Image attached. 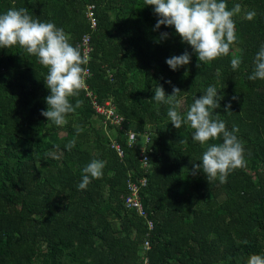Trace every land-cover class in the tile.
<instances>
[{"label":"trees","instance_id":"16d2710c","mask_svg":"<svg viewBox=\"0 0 264 264\" xmlns=\"http://www.w3.org/2000/svg\"><path fill=\"white\" fill-rule=\"evenodd\" d=\"M225 2L229 10L242 7L236 41L228 56L198 68L174 28L155 30L158 17L145 0H0V14L27 8L62 28L82 55L85 35L93 48L85 87L70 101L80 106L62 128L41 115L47 69L19 47L0 49V264H247L264 255V81L248 78L264 45V0ZM92 5L95 30L87 17ZM253 10L249 21L244 14ZM163 32L169 38L158 42ZM186 51L191 63L172 71L166 59ZM233 57L241 60L236 70ZM168 80L187 92L185 108L208 86L224 97L210 111L228 130L239 128L246 159L226 183L191 175L207 146L193 141L190 128L171 124L168 105L157 112L148 101L157 84L172 94ZM108 102L121 125L98 113L95 103ZM129 129L138 135L134 145ZM94 159L105 162L103 175L79 190ZM130 182L139 186L145 215L127 207Z\"/></svg>","mask_w":264,"mask_h":264},{"label":"clouds","instance_id":"9594fccd","mask_svg":"<svg viewBox=\"0 0 264 264\" xmlns=\"http://www.w3.org/2000/svg\"><path fill=\"white\" fill-rule=\"evenodd\" d=\"M146 7H152L158 17L155 30L162 26L174 28L182 42L191 46L198 58L197 67L201 62L211 63L220 57L228 56L232 45L237 38L235 17L242 12L239 3L229 10L225 0H145ZM255 11H247L244 16L251 21ZM169 38L167 32L160 34L158 42ZM19 47L29 56L37 58L38 63L47 74L44 82L50 95L45 97L47 110H42L48 123L62 128L68 123L67 116L74 113L80 106H75L71 98L78 96L84 86L88 63L86 55H82L79 46H73L70 36L52 22H42L33 18L27 8L12 7L0 14V49ZM172 71H177L191 63V54L187 51L182 55H173L166 59ZM241 60L238 57L231 59L233 70L239 68ZM219 74V69L217 70ZM187 75V73H186ZM249 80L264 81V45L254 58V69ZM172 85L170 80L166 81ZM154 96L149 102L155 101L156 111L161 104L168 105L167 117L171 124L180 129L186 126L192 130V139L200 145H206L201 156V163H192L191 175L202 173L209 184L218 180L226 183L230 172L246 166L245 147L238 138L239 128L233 126L228 130L226 123L218 118L213 119L212 111L221 107L220 97L215 86H208L199 98L185 108L182 92L172 85V94L165 92L163 86L157 84L153 88ZM233 96L232 100H237ZM232 104L225 106L226 113H232ZM131 138L136 135L131 129L127 132ZM222 140L221 143H209ZM180 143H186L181 140ZM75 146L71 141L66 147L69 150ZM58 151V150H57ZM49 156H56L50 152ZM105 162L92 160L83 169L82 182L79 190H86L92 179H99L103 175ZM247 264H264V255L253 254Z\"/></svg>","mask_w":264,"mask_h":264},{"label":"built area","instance_id":"2783aa9c","mask_svg":"<svg viewBox=\"0 0 264 264\" xmlns=\"http://www.w3.org/2000/svg\"><path fill=\"white\" fill-rule=\"evenodd\" d=\"M94 10H95V6L92 5L88 7V11H87V17L91 21V28L93 30L97 28V21L95 18ZM90 40H91L90 36L85 35L82 41L83 52H84V55H86L88 59L90 58L91 53L93 51ZM87 75H89V70H87ZM95 105H96L98 113L104 115L108 121H111L114 125L122 124L123 118L115 114V108L112 106L110 102H108L106 106L104 107L97 105V103H95ZM137 140H138L137 134L134 137H131V138L129 137V142L132 145H134L137 142ZM116 148L120 156H123L124 154L120 146L116 145ZM148 161H149L148 156L143 154L142 162L145 167L148 166ZM142 183L143 185H146V180H143ZM129 189H130L131 195L128 197L127 207L130 209L137 210L141 215H145V211H144L143 205L139 197V186L136 183L130 182ZM146 246L149 247V243H146ZM145 264H148V263H145Z\"/></svg>","mask_w":264,"mask_h":264},{"label":"rangeland","instance_id":"374dc122","mask_svg":"<svg viewBox=\"0 0 264 264\" xmlns=\"http://www.w3.org/2000/svg\"><path fill=\"white\" fill-rule=\"evenodd\" d=\"M141 140L144 141V138H142Z\"/></svg>","mask_w":264,"mask_h":264}]
</instances>
